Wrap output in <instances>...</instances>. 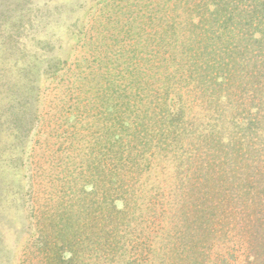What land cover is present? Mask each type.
I'll use <instances>...</instances> for the list:
<instances>
[{"label": "trees", "instance_id": "trees-1", "mask_svg": "<svg viewBox=\"0 0 264 264\" xmlns=\"http://www.w3.org/2000/svg\"><path fill=\"white\" fill-rule=\"evenodd\" d=\"M164 2L121 0L102 189L56 186L28 264H264V0Z\"/></svg>", "mask_w": 264, "mask_h": 264}, {"label": "rangeland", "instance_id": "rangeland-1", "mask_svg": "<svg viewBox=\"0 0 264 264\" xmlns=\"http://www.w3.org/2000/svg\"><path fill=\"white\" fill-rule=\"evenodd\" d=\"M148 1L155 12L165 3ZM124 14L121 0H0V264L41 259L44 213L61 206L54 189L67 177L102 189L94 159L108 139L97 112L107 95L98 88L127 53Z\"/></svg>", "mask_w": 264, "mask_h": 264}]
</instances>
